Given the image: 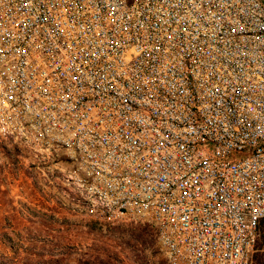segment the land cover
Listing matches in <instances>:
<instances>
[{
    "label": "built area",
    "instance_id": "2783aa9c",
    "mask_svg": "<svg viewBox=\"0 0 264 264\" xmlns=\"http://www.w3.org/2000/svg\"><path fill=\"white\" fill-rule=\"evenodd\" d=\"M0 135L65 151L167 264H256L264 0H0Z\"/></svg>",
    "mask_w": 264,
    "mask_h": 264
},
{
    "label": "rangeland",
    "instance_id": "374dc122",
    "mask_svg": "<svg viewBox=\"0 0 264 264\" xmlns=\"http://www.w3.org/2000/svg\"><path fill=\"white\" fill-rule=\"evenodd\" d=\"M256 264L264 261V229ZM167 264L154 226L98 220L65 151L0 135V264ZM96 262V263H95Z\"/></svg>",
    "mask_w": 264,
    "mask_h": 264
},
{
    "label": "trees",
    "instance_id": "16d2710c",
    "mask_svg": "<svg viewBox=\"0 0 264 264\" xmlns=\"http://www.w3.org/2000/svg\"><path fill=\"white\" fill-rule=\"evenodd\" d=\"M263 227H264V223H263ZM259 247V246H258ZM89 262H87V261H82V263L81 264H88ZM96 263V262H95ZM262 264H264V261H263V263Z\"/></svg>",
    "mask_w": 264,
    "mask_h": 264
}]
</instances>
